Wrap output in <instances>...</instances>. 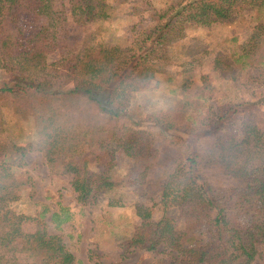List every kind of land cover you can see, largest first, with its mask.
I'll return each mask as SVG.
<instances>
[{"label": "trees", "instance_id": "trees-1", "mask_svg": "<svg viewBox=\"0 0 264 264\" xmlns=\"http://www.w3.org/2000/svg\"><path fill=\"white\" fill-rule=\"evenodd\" d=\"M246 1L170 0L149 10L137 0H0V103L33 117L40 136L26 145L0 143V264L76 263L44 223L33 234L20 228L13 207L31 184L19 166L28 153H41L50 173L69 176L82 205L118 189L135 191L140 223L128 248L163 254L171 264L264 257V60L256 66L262 87L251 101L209 105L201 120L130 113L134 95L162 73L165 48L185 25L234 20ZM124 5L132 15L150 11L152 25L122 48L99 40L97 25ZM246 47L252 55L264 50V23ZM170 190L175 198L166 206ZM107 201L122 205L121 198ZM155 203L165 207L151 224Z\"/></svg>", "mask_w": 264, "mask_h": 264}, {"label": "rangeland", "instance_id": "rangeland-1", "mask_svg": "<svg viewBox=\"0 0 264 264\" xmlns=\"http://www.w3.org/2000/svg\"><path fill=\"white\" fill-rule=\"evenodd\" d=\"M169 1L137 0V3L157 10ZM239 7V16L234 20L183 27L180 37L165 48L167 61L162 73L156 75L147 89L134 95L131 116L143 119L146 115L162 112L171 120L182 116L201 120L209 105L216 107L252 100V92L262 87L256 66L262 67L258 62L264 60V55L260 54L264 50L252 55L246 45L257 26L264 23V0H247ZM151 25L150 11L132 15L130 6H120L109 19L97 25L101 29L98 39L125 48L135 38L134 33ZM12 108L10 102L0 103L3 122L0 143L39 142L35 119L15 116ZM261 110L264 113V107ZM147 124L144 122L142 126ZM178 134L195 144L196 138ZM19 166H23L20 171L31 177V184L25 187L13 207L21 217L23 233L33 234L44 223L50 234L61 236L74 255L75 264H171L163 254L124 245L140 223L133 207L138 196L132 189L122 188L111 194L94 196L82 205L70 188L69 176L50 173L41 153L26 154ZM110 198H121L122 205L109 207L107 200ZM174 198L175 191L170 190L165 205L170 206ZM164 207L160 203L151 206V224L161 219ZM54 213L58 217L51 219ZM236 221L244 225L247 218L240 216ZM251 264H264L263 253Z\"/></svg>", "mask_w": 264, "mask_h": 264}]
</instances>
